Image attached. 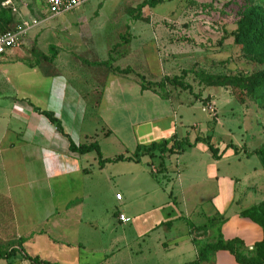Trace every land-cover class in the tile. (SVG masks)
Masks as SVG:
<instances>
[{"label":"rangeland","instance_id":"obj_1","mask_svg":"<svg viewBox=\"0 0 264 264\" xmlns=\"http://www.w3.org/2000/svg\"><path fill=\"white\" fill-rule=\"evenodd\" d=\"M254 11L264 13V0H89L47 18L44 0H0V33L32 17L40 21L23 41L38 30L34 39L17 53L28 54L24 63L54 62L49 93L58 85L66 87L68 101L61 108V102L57 106L49 94V105L57 112L62 109L65 129L75 143L97 142L102 157L125 153L112 137L107 138L105 132L110 129L97 115L95 101L104 85L98 77L101 72L109 79L118 77L126 85L133 84V100L125 98L126 121L136 118L138 106L140 120L156 117L160 125L170 122L172 131L167 135L195 143L170 156L146 155L133 170L126 163L106 166L102 174L108 180L107 189L98 212L92 214L98 236L92 237L89 248L97 252L86 264L101 261L102 253L110 260L101 264H189L197 259L200 246L217 237L219 223L213 225L208 219L217 213L213 200L227 181L233 182L237 200L228 212L264 201V38L243 42L239 27L245 17L248 23L254 22ZM7 60L5 53L0 68L11 65ZM24 77L0 71V86L6 79L20 86ZM166 77H176L191 91L167 82L155 85ZM32 88L29 85L23 92L36 106L47 107L36 99L37 87ZM4 102L0 98V129L14 123ZM31 141L42 143L38 138ZM1 170L3 251L17 242L11 237L16 234L12 219H20L26 229L38 215L36 191L31 187L20 194L9 188L18 202L15 209L8 198L2 200L9 192L5 185L13 184L15 176L36 174ZM121 171L123 176L118 178ZM122 180L133 181L129 190L122 189ZM125 204L131 217L129 224L119 227L125 239L110 245L113 213L122 212ZM25 251L32 253L31 248ZM12 260V264L26 262L21 254ZM200 264H211V260Z\"/></svg>","mask_w":264,"mask_h":264},{"label":"crops","instance_id":"obj_2","mask_svg":"<svg viewBox=\"0 0 264 264\" xmlns=\"http://www.w3.org/2000/svg\"><path fill=\"white\" fill-rule=\"evenodd\" d=\"M34 33L31 37L27 36L22 43L23 46L28 45L34 39L38 30ZM17 51V49L9 50L6 53L8 55L7 62L9 61L11 65H2L0 68V71L5 72L6 75L10 74V76H17L18 78L23 75L27 76L23 80L20 79V86L13 85L9 79H6L5 83L0 86V98L6 100L4 103L10 107L13 117L10 119L14 121L10 127L0 129V167L4 173L36 174L26 177L15 176L13 184H6L5 188L9 191V188L12 187V190H19V194L21 192L27 193L30 187L32 191H36L35 205L38 216L36 223L31 224L26 229H23L24 223L14 217L12 225L16 234L11 237L14 236L17 240L22 238L24 252L26 253L25 249L31 248L32 253L26 254L38 256L41 260L53 261L55 264H86L90 257H93L91 254L97 252L96 249L89 248V244L92 243L93 236H98L94 230L92 214L93 211L94 214L98 212L99 208H96L101 204L108 184L107 178L102 173L107 165L117 163L133 165L125 166L133 170L138 166L135 164L140 163L146 156H142L138 163L119 161L100 166L97 155L94 153L93 156H90L93 152L85 154L71 152L69 143H77L69 137L65 129V123H63L62 115L59 113L63 111L60 109L57 112L49 105L51 99L49 94L57 101V106L61 102V108L68 101L66 87L61 89L58 85L49 93L55 74L54 71L50 70L53 69L51 65H54V62H46V58L43 57L46 61L34 64L24 63L23 60L28 57V54H20ZM96 63L100 65V62ZM98 77L104 79V85L99 98L95 101L98 108L97 115L110 129L105 132L107 138L112 137L123 148L124 156H131L138 144L147 145L169 137L166 132L172 131L170 122H164L160 125L161 121L156 117H144L145 119L140 120L138 106L135 109L136 118H130L126 121V115H123V109L127 107L125 98L130 97L133 100V84L126 85L124 80L118 77L112 76L109 79L106 73L102 74V72L98 74ZM5 84L7 87L2 89ZM29 85L33 87L32 89L37 87L36 99L47 107H39L32 103L28 98L29 96L23 92ZM86 95L83 94V98H86ZM77 100L80 101L79 97ZM49 113V116L46 115ZM32 117H35L34 122L31 121ZM80 118L82 119V117ZM31 138H38L42 143H34ZM114 156L116 155L102 158ZM122 172H118L116 176L120 178L123 176ZM212 176L214 177V175ZM132 183L133 181L122 180V189L124 191L129 190ZM232 184L233 182L229 180L222 186L220 194L213 200L218 211L208 220L213 225L216 221L219 223L218 229L223 240L239 239L249 254L252 255L254 245L263 238V230L258 223L241 215V211L251 207V205L241 209L234 208L228 212L234 203L237 205V200L233 196ZM10 194L9 191L2 200L8 198L7 203L15 209L18 202L14 201V195ZM124 195L128 196V192ZM91 203L94 209L90 206ZM252 206L255 205L252 204ZM122 209V212L115 211L113 213L115 220L113 221L110 245L125 239L119 227L121 224L127 223L119 221L118 216L124 215L130 218L131 222V217L125 212L127 205ZM161 224L157 227H160ZM137 227L139 230L140 226ZM94 241L96 240L94 239ZM105 255L102 253L101 261L96 264L109 261L110 259H107ZM0 261H2L1 264H6V261ZM26 262H22V264H26ZM211 264L238 263L229 251L217 250L211 257Z\"/></svg>","mask_w":264,"mask_h":264},{"label":"trees","instance_id":"obj_3","mask_svg":"<svg viewBox=\"0 0 264 264\" xmlns=\"http://www.w3.org/2000/svg\"><path fill=\"white\" fill-rule=\"evenodd\" d=\"M254 12L256 15L254 22L248 23L246 17L239 22L240 31L242 33L241 40L243 42H252L254 40H261V38H264V13L259 11ZM262 51V61L264 63V46H262ZM165 82L173 85H178L183 89H188L189 91H191L190 86L184 85L182 82L178 81L176 77H173L172 79L166 77L163 81L158 82L155 85L163 86ZM262 83L264 86V78L262 80ZM144 89L145 88L142 87V90ZM46 115L49 116L50 113ZM194 144L195 143H190L187 139L177 140L175 134H173L172 136H169L168 138L162 139L158 142H151L147 145L138 144L131 156H124L123 154H119L112 158H102L98 143L95 141L87 144L77 145L70 142L69 150L71 152L79 154L95 152V154L97 155L98 164L100 166H103L105 163H116L119 161H133L134 163H138L142 156L155 155L154 153H158L160 157L170 156L172 154L181 153L186 147H191ZM209 149L212 153L215 151L210 145ZM241 215L243 217L250 218L252 221L258 223L263 230V238L260 242L254 245V251L252 255L249 254V251L245 249L243 242L239 239H232L228 241L223 240L218 229L216 239L213 242L204 243L202 246H200L198 249L197 259L190 262L189 264H200L202 262L209 261L211 260L213 253L217 250L229 251L234 256L238 264H264V201L260 202L256 206H251L241 211ZM16 241L17 242L15 246H12L7 250L0 251V260L6 261V264H12V258L16 254H21V256L24 259L28 260L31 264H54L48 261L41 260L38 256H30L26 254L22 247L23 239L18 238V240Z\"/></svg>","mask_w":264,"mask_h":264},{"label":"built area","instance_id":"obj_4","mask_svg":"<svg viewBox=\"0 0 264 264\" xmlns=\"http://www.w3.org/2000/svg\"><path fill=\"white\" fill-rule=\"evenodd\" d=\"M89 0H44V5L46 7V12L48 13L47 18L62 15L69 12ZM40 24V21L34 17L15 24L6 31L0 33V62L5 53L9 50L18 49L23 43L24 37L35 27ZM116 199L120 200L121 197L117 194ZM119 221L128 223L130 218L124 215L118 216Z\"/></svg>","mask_w":264,"mask_h":264}]
</instances>
